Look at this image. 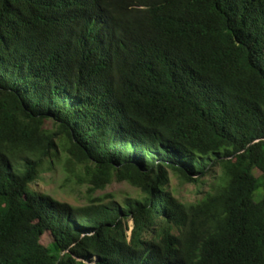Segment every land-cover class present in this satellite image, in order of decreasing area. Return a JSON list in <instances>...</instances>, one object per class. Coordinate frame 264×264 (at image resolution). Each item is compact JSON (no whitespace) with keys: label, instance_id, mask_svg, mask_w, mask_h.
<instances>
[{"label":"trees","instance_id":"trees-1","mask_svg":"<svg viewBox=\"0 0 264 264\" xmlns=\"http://www.w3.org/2000/svg\"><path fill=\"white\" fill-rule=\"evenodd\" d=\"M0 264H264V0H0Z\"/></svg>","mask_w":264,"mask_h":264},{"label":"rangeland","instance_id":"rangeland-1","mask_svg":"<svg viewBox=\"0 0 264 264\" xmlns=\"http://www.w3.org/2000/svg\"><path fill=\"white\" fill-rule=\"evenodd\" d=\"M46 127L51 129L52 124L49 122L46 124ZM255 174L258 176L260 173L255 171ZM213 184V178L207 179L200 184H187L183 183L178 177L172 174L169 189L179 200L194 202L203 197L207 192H210ZM35 189L45 194H49L62 202H68L74 206H82L87 203V186L78 185L75 182H68L66 180V173L60 164H56L52 171L45 172L41 179L36 183ZM140 195V191L128 183L114 182L107 186L104 190L97 191L95 197L102 198L106 201L111 199L122 201L127 197H139ZM52 241L53 238L50 232L45 233L41 239V243L44 246L50 245Z\"/></svg>","mask_w":264,"mask_h":264}]
</instances>
